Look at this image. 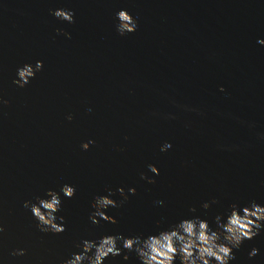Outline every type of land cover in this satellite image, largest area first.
I'll list each match as a JSON object with an SVG mask.
<instances>
[{"label":"water","instance_id":"1","mask_svg":"<svg viewBox=\"0 0 264 264\" xmlns=\"http://www.w3.org/2000/svg\"><path fill=\"white\" fill-rule=\"evenodd\" d=\"M120 10L135 32L118 33ZM261 41L264 0H0V76L94 199L136 188L106 210L125 237L196 216L215 229L233 204L264 206ZM37 61L26 87L13 83ZM234 254L230 264H264V230Z\"/></svg>","mask_w":264,"mask_h":264},{"label":"clouds","instance_id":"2","mask_svg":"<svg viewBox=\"0 0 264 264\" xmlns=\"http://www.w3.org/2000/svg\"><path fill=\"white\" fill-rule=\"evenodd\" d=\"M54 15L59 20L75 23V13L72 10L57 9L54 11ZM116 16L118 19L116 28L120 35H127L137 30L138 20L127 10H120ZM63 34L71 38L70 33L64 32ZM43 67V61H37L35 65L25 64L17 69V79L13 83L21 88L26 87L37 72L43 70ZM221 91L224 89L221 88ZM0 103L8 104L10 101L0 97ZM68 119L72 120L73 117L69 115ZM93 143L95 141L85 142L82 144V148L88 150ZM169 148H171V144L166 143L161 150L167 151ZM149 170L156 175L160 174L159 168L155 165H149ZM142 179L153 184L156 182L145 174H142ZM117 191L123 197L121 201L111 198L115 195L111 189H108V195L95 198L92 203L95 211L89 217L93 224L99 225L101 219L113 224L118 223L116 217L109 215L106 210L122 206L129 199V193L133 195L136 193V188L133 187L126 192L121 187ZM60 193L70 199L76 195V188L64 184L60 192L50 189L47 192L48 198L37 197L35 203L32 201L24 203V207L30 209L37 221L36 226L41 232L60 234L66 231V226L63 223L65 218L57 216L62 208ZM157 203L163 204V201H157ZM214 203H218V201L214 199L211 202H205L203 207L208 209ZM191 211L195 212L196 209L193 208ZM163 223V220L157 221L158 226ZM215 223L216 228L213 229L207 220L196 216L183 219L166 230L146 237L139 235L124 237L117 234L105 235L99 240L85 239L77 245L82 248V251L74 253L64 264H105V260L110 256L121 255L124 260H129L131 258L129 254L133 252L137 255L140 264H176L177 258H179L180 264H230V261L236 259L234 249H239L245 240L255 238L264 230V206L255 201L244 207L233 204L226 219L217 215ZM4 231V226L0 224V233ZM26 252V249H17L12 255L23 256ZM258 253L259 249L253 248L249 256L255 257Z\"/></svg>","mask_w":264,"mask_h":264}]
</instances>
